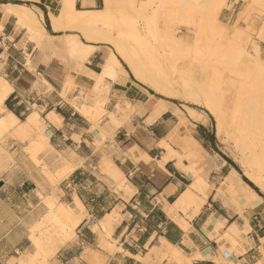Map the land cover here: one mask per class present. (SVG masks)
Segmentation results:
<instances>
[{"label":"crops","instance_id":"0c3cea01","mask_svg":"<svg viewBox=\"0 0 264 264\" xmlns=\"http://www.w3.org/2000/svg\"><path fill=\"white\" fill-rule=\"evenodd\" d=\"M70 1L99 9V0ZM63 3L0 0V75L11 85L0 118H17L0 134V264L34 249L29 236L45 227L55 199L73 209L76 226L52 264H176L173 248L191 264H264V201H246L252 188L216 159L215 123L196 103L150 88L120 58L103 74L115 50L66 27ZM5 6L31 8L41 35L29 39ZM67 35L89 46L82 66L61 56ZM32 112L39 127L25 122Z\"/></svg>","mask_w":264,"mask_h":264},{"label":"rangeland","instance_id":"374dc122","mask_svg":"<svg viewBox=\"0 0 264 264\" xmlns=\"http://www.w3.org/2000/svg\"><path fill=\"white\" fill-rule=\"evenodd\" d=\"M112 1V15L98 27L106 30L110 36L122 42L128 51L127 53L132 55L134 60L137 59L141 70L149 76L158 77L167 82L172 79L174 85L179 86V88H182L178 79L181 74L183 77L185 76L184 81L189 79L188 83H191L189 84L191 87L197 89L199 86L200 91L205 90L209 95L218 96L216 98L219 99L217 101L222 107L225 119V140L219 143L220 154L215 157L218 161L222 159L230 161L238 169L237 173H239L241 180L247 183L243 179L245 177L251 184L247 183L256 192V199L264 201V167L253 166V169H256L261 177L259 182L251 180L245 174L254 152H258V148H253L251 144H248L245 139L247 137L239 132L241 127H245L246 122L241 121L242 117L240 119L242 113L247 111L248 114L251 113V117H254L253 125H262L264 122V39L262 38L264 37V0H222L217 10L216 22H212L208 14L210 8H214L221 0H201L200 4H189L182 15L174 13V7L177 5L174 0ZM225 3L227 7L224 6ZM97 5V8L102 7L103 0H99ZM152 6H158L157 20L159 23L156 30L158 39L151 44V47L145 48V45L139 46L136 43L135 32L139 22H143L140 19L149 13ZM141 8L144 11H141ZM203 23L207 25L201 32L199 27ZM167 30L171 31L175 40H170L168 45H164L161 39L163 32L167 33ZM26 36L31 39L28 31ZM196 38L199 39L195 41ZM152 46L155 50H152ZM148 48L152 50L149 54ZM112 49L114 48L112 47ZM64 51L61 55L62 58H77L76 66L78 67L82 66L86 60L77 53L75 55V52L69 48ZM143 53L144 56L141 55ZM151 54L154 55L152 59L155 60L149 58ZM118 56L125 68L131 71L122 57ZM255 60L258 66H254ZM133 75L136 76L134 73ZM0 77L3 76L0 75ZM66 83L68 86L71 85V80L69 79ZM196 106L209 116L214 125L215 119L205 106L197 103ZM32 113L38 117V122L34 128L39 127L41 125L39 115L37 112ZM238 122L242 126H239ZM3 132L4 130L0 134ZM258 133L263 140L264 126L261 129L258 128ZM207 158L205 156L200 160L206 164ZM232 189L234 196L240 197L241 187L233 185ZM244 196L246 201H253L249 194L244 192ZM64 206V204L58 203L56 199L54 200L53 209L56 207L67 208ZM50 215L49 212L43 222L45 227L43 228L40 224L39 227L33 229L29 236L34 249L31 251L25 249L23 253L18 252V258H11L8 264H52L53 255L56 252L52 256L48 255L45 253L46 248L36 247L35 241L40 239L44 242L48 236L54 238L58 236V234L56 235V224L51 222Z\"/></svg>","mask_w":264,"mask_h":264},{"label":"bare ground","instance_id":"6f19581e","mask_svg":"<svg viewBox=\"0 0 264 264\" xmlns=\"http://www.w3.org/2000/svg\"><path fill=\"white\" fill-rule=\"evenodd\" d=\"M174 1H175V3H177V5L174 7V13L182 15L184 10L186 9V7L189 4H192V5L200 4L201 0H174ZM112 3H113L112 0H103V6L100 7L99 9L95 10V11H77L71 5L70 0H64V3L62 4V7H63L62 8V10H63L62 14L65 18L64 20L66 21L64 23L65 24L67 23L66 27L77 29L85 39H89V40L91 39V40H97V41L102 40V41L108 42V43H110V45H112V47L115 50V53H110L109 54L110 57L106 60L105 64L102 65V73L103 74H106L108 71H110L113 65L118 66V64H119V61H118L119 56L118 55H120L122 57L123 61L126 62L129 69L131 71H133V73L136 75V77L138 79H140L141 81H143L145 84H147L150 88L153 87L156 91H158L159 93H161L162 95H165V96H174V97H177V98L185 100V101L188 100L191 103H197V104H200L202 106H205V108L209 111V113L215 119V134H216V136L218 137V139L220 141L224 142V140H225V136H224L225 135V119H224V113L221 109L222 107L219 105V101H217L219 99L216 98L218 96L209 95L208 93L205 92V90L200 91L198 89L199 86L197 87V89H195V87L194 88L191 87V85H189L191 83H188L189 77L187 78L188 80L185 78L187 81H184L185 76L183 77V75H181V74H180V77L178 78L180 80V82H179V80H178V82H179V84H181L180 86L182 88H179V86L176 87L174 85L175 83L172 82V79H171V81L167 82V81H164V79H160V78L154 77V76H149L143 70H141V68L138 65L139 63H138L137 59L135 58V60H134L133 56L129 55V53H127L128 51H126V47L123 45L122 42H120L119 40L110 36L106 32V30H104L102 28L100 29L98 27V25H100L101 23H104L112 15V12H113ZM221 3H222V0L214 8H210L208 16L212 22H216L217 10L219 9ZM157 7L152 6L150 8L149 13H147V15L145 14L144 16L142 15L143 17H142V19H140V20H143V22L142 21H141V23L139 22L137 29H136V32H135V40L139 46L145 45L144 46L145 48L151 47V44H153V42H155V40L158 39V37L156 35V30L158 28L157 25L159 23V20H157L158 19ZM4 8L6 11L16 15L18 23L24 24L28 28V32L32 37H39L41 35V33L43 32V27H42L41 23H39V21L37 20L36 15L31 8H28L25 6H17L16 7L17 9H13V8L8 7V6H5ZM140 10H139V13H140ZM141 11H144V9H142ZM206 25L207 24L203 23L199 27L201 32L204 31ZM167 31H168L167 33L165 31L163 32L164 33L163 38L161 39L162 43H164V45H168L170 40L171 41L175 40L171 31L170 30H167ZM262 38L264 39V37H262ZM198 39L196 38L195 41H197ZM62 40H60V43H62ZM64 40H65V42H63L64 45L61 44V45H63V46L60 45L61 47H64L65 49L69 48L70 50L77 53L80 57L85 58V55L87 53L86 51L89 48V46L87 44L82 43L79 39H77L76 35H67L64 37ZM58 45H59V43H58ZM152 48H153L152 50H155L153 46H152ZM148 50H149V48H148ZM152 50H149L148 54ZM141 55L144 56V53ZM153 56L154 55L151 54L149 58L152 59V58H154ZM151 59H150V61L155 60V59H152V60ZM256 60L254 62V66H258V64H256L257 63ZM77 61H78V59H77ZM194 84H192V85L194 86ZM10 93H11V85L9 84V82L4 77H2V78L0 77V109H1V111H2V109H5L4 105H3L4 100ZM221 99H222V97H221ZM236 108H238V107H236ZM187 110H188V108H187ZM248 110L253 113V111H251L249 108H248ZM235 111H238V110H235ZM187 112L190 113V115L195 120L200 121L203 118L201 113H198L194 110H190ZM232 116H234V115H232ZM241 117H242V119H241ZM37 118L38 117H37V115H35V113H31V114L27 115L25 122L34 127V126H36V123L38 122ZM253 118L251 117V113L248 114V111L245 113H242V115L240 116V119H241V121L243 120L244 122L245 121L246 122H245V127H241V130L239 132L244 134L247 137L245 139H246V142L248 144H251V146L253 148H256V147L258 148L259 153L254 152V155L251 158V163H250V165H248V169L245 170V174L247 175L248 178H251V180L259 182L261 177L258 174V172L256 171V169H253V166L256 165V166H259L260 168L264 167V139L262 140L259 137V133H258V128L259 129L263 128L264 122H262L263 126L262 125H253V123H252ZM203 120H205V119H203ZM16 121H17V118L13 114H11V112L7 116L0 118V132L3 130L4 131L8 130L10 127H12L14 125V123ZM238 125H239V122H238ZM239 126H242V125H239ZM174 131H175V134L178 135L179 134V126H176L172 132H174ZM181 139L186 144H188L190 146H194L196 144V141L193 139V137H191L188 134L182 135ZM191 151H192V149H191ZM197 155L198 154H196V156ZM242 162H243V159H242ZM185 170L188 171V169H186V168H185ZM256 184H258V183H256ZM192 186L193 185H191V187ZM246 192L251 196L252 199L256 200V197H257L256 192H254L250 188L247 189ZM179 204L184 205V201H180ZM50 214H51L50 215L51 222L53 221V223L56 224V235L58 234V236H56V238H54L53 236H48L46 238L47 240L45 239L46 241H44V242L40 241V239H36L35 241H36V247L46 248L47 250H45L46 251L45 253L52 256L60 246L65 245L66 243L71 241V239L73 238V236L75 234L74 228L76 226V223H74L73 218H72L74 211H73V209H70L69 207H67V208L56 207L54 209L52 207V209H50ZM76 215H78V214H76ZM81 216L82 215H79L78 218H81ZM41 250L43 251V249H41ZM170 252H171L173 260L176 262V264H191V261L189 260V258L184 257L182 254L179 253L178 250L173 248V250H170Z\"/></svg>","mask_w":264,"mask_h":264},{"label":"trees","instance_id":"16d2710c","mask_svg":"<svg viewBox=\"0 0 264 264\" xmlns=\"http://www.w3.org/2000/svg\"><path fill=\"white\" fill-rule=\"evenodd\" d=\"M236 169V168H235ZM238 170V169H237ZM243 179L249 184V182L247 181V179L245 178V177H243ZM246 183V184H247ZM249 185H251V184H249Z\"/></svg>","mask_w":264,"mask_h":264},{"label":"snow or ice","instance_id":"6c2138e0","mask_svg":"<svg viewBox=\"0 0 264 264\" xmlns=\"http://www.w3.org/2000/svg\"><path fill=\"white\" fill-rule=\"evenodd\" d=\"M225 7H227V4L225 3V5H224Z\"/></svg>","mask_w":264,"mask_h":264}]
</instances>
